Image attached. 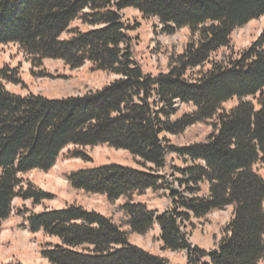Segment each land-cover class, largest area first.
<instances>
[{"label": "trees", "instance_id": "1", "mask_svg": "<svg viewBox=\"0 0 264 264\" xmlns=\"http://www.w3.org/2000/svg\"><path fill=\"white\" fill-rule=\"evenodd\" d=\"M127 8L156 18L169 34L189 31L165 72L146 73L133 59ZM263 15L264 0H0V45L16 44L34 61L60 59L71 69L88 63L118 76L98 90L51 99L7 90L4 82L17 80L0 68V231L14 213L30 233L57 238L41 247L49 264H169L128 242L153 223L162 249L185 251L187 264L264 262V31L241 50L231 39ZM176 102L193 109L178 115ZM196 123L212 127L204 141L179 147L165 138ZM69 145H106L142 168L153 165L146 171L112 163L67 176L72 190L123 198L124 224L74 204L41 212L15 207L16 200L49 199L25 175L50 170ZM171 152L186 164L176 168V181L189 195L170 189L173 206L155 216L133 197L165 187L155 170ZM198 185L206 192H195ZM225 207L230 220L214 249L190 245L183 222Z\"/></svg>", "mask_w": 264, "mask_h": 264}, {"label": "rangeland", "instance_id": "2", "mask_svg": "<svg viewBox=\"0 0 264 264\" xmlns=\"http://www.w3.org/2000/svg\"><path fill=\"white\" fill-rule=\"evenodd\" d=\"M122 14L124 21L133 28L129 32L133 59L146 73L155 75L158 72H165L169 54L174 49L181 50L189 31L180 29L169 34L156 18H143L137 10L132 8L124 9ZM75 25H78V22L73 23L72 26ZM263 31L264 15L235 29L231 35L234 49L241 50L249 46ZM66 36L68 35H63V37ZM2 67L13 70L12 74L17 80L16 82H4L7 90L20 95L41 94L51 99L95 91L118 78L115 74L92 71L88 63L80 68L71 69L60 59L46 58L40 62L34 61L32 57L26 55L16 44L12 43L0 45V68ZM236 102L237 99L234 98L228 101L225 106L231 107ZM174 108L178 115L193 109L190 105L181 102H176ZM211 128L210 123H196L179 135L169 133L164 135L170 140V144L180 147L204 141ZM135 161L125 150L114 149L106 145L94 147L69 145L61 151L59 158L50 170L46 172L34 170L25 175L28 182L48 194L49 199L42 200L37 205H32L30 200H16L15 207L41 212L63 209L74 204L88 211H95L111 217L116 223L124 224L126 217L120 210V205L124 202L123 198L109 202L102 195L72 190L67 176L81 169L112 163L146 171L147 168H154L150 163L145 164V168H142ZM185 166L186 164L177 154L169 153L166 166L158 171L153 169L157 172L156 174L165 178L164 181L167 182L164 184L165 187L156 191L146 190L144 194L133 197V200L144 204L155 216L166 212L174 202L170 189L180 192L182 195H189V192H185L184 187L176 181V178H182V174L176 168ZM195 189L198 190L195 192L203 193L206 192L207 187L198 185ZM230 214L231 207H225L212 210L202 218L191 217L189 221H184L182 230L190 245L197 246L206 252L213 250L222 236L221 228L230 220ZM127 228L124 227V229ZM128 242L151 254L167 258L169 264H187L185 251L162 249L160 229L156 223H153L145 234H130ZM47 244L53 246L59 244V240L41 232L30 233L24 227L22 215L13 213L1 227L0 264H49L40 253L41 247H46Z\"/></svg>", "mask_w": 264, "mask_h": 264}, {"label": "crops", "instance_id": "3", "mask_svg": "<svg viewBox=\"0 0 264 264\" xmlns=\"http://www.w3.org/2000/svg\"><path fill=\"white\" fill-rule=\"evenodd\" d=\"M26 223H25V221H24V227H25V229H26V225H25Z\"/></svg>", "mask_w": 264, "mask_h": 264}]
</instances>
